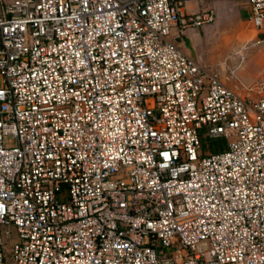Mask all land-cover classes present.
Returning a JSON list of instances; mask_svg holds the SVG:
<instances>
[{"label": "built area", "instance_id": "built-area-1", "mask_svg": "<svg viewBox=\"0 0 264 264\" xmlns=\"http://www.w3.org/2000/svg\"><path fill=\"white\" fill-rule=\"evenodd\" d=\"M186 1L0 0V264H264V81L181 51Z\"/></svg>", "mask_w": 264, "mask_h": 264}, {"label": "rangeland", "instance_id": "rangeland-1", "mask_svg": "<svg viewBox=\"0 0 264 264\" xmlns=\"http://www.w3.org/2000/svg\"><path fill=\"white\" fill-rule=\"evenodd\" d=\"M230 15V23H209L213 46L207 60L203 62L219 68L221 74L227 68L233 69L235 78L242 86L257 80L264 81V30L253 28L249 22L239 18L235 10L228 11L227 16ZM201 141L202 151L209 152H214V145H222L223 142L221 138ZM6 264L12 263L8 260Z\"/></svg>", "mask_w": 264, "mask_h": 264}, {"label": "crops", "instance_id": "crops-1", "mask_svg": "<svg viewBox=\"0 0 264 264\" xmlns=\"http://www.w3.org/2000/svg\"><path fill=\"white\" fill-rule=\"evenodd\" d=\"M208 8L213 11L214 24H220L221 22L230 23L231 15L227 16V13L233 10L236 11L239 18L247 21L248 8L246 0H203L202 2L188 0L184 3L182 13L184 18H189L199 10ZM178 27L179 25H176L173 31H176ZM174 41L184 54L203 62L207 60L208 55L212 51L213 34L209 24L196 27L186 26Z\"/></svg>", "mask_w": 264, "mask_h": 264}, {"label": "trees", "instance_id": "trees-1", "mask_svg": "<svg viewBox=\"0 0 264 264\" xmlns=\"http://www.w3.org/2000/svg\"><path fill=\"white\" fill-rule=\"evenodd\" d=\"M202 139H206V137H201L200 140ZM209 140H212V139H209ZM201 144H202V141H201ZM216 147V150L214 152H218V151H221L224 149V141L222 142V145H214ZM209 147V146H208Z\"/></svg>", "mask_w": 264, "mask_h": 264}]
</instances>
